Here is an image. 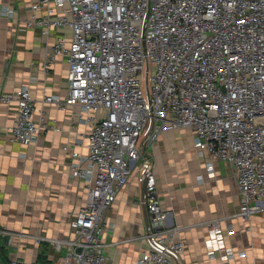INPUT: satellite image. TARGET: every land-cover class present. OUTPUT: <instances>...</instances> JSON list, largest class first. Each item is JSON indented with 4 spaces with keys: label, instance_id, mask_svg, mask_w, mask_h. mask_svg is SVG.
I'll return each instance as SVG.
<instances>
[{
    "label": "built area",
    "instance_id": "obj_1",
    "mask_svg": "<svg viewBox=\"0 0 264 264\" xmlns=\"http://www.w3.org/2000/svg\"><path fill=\"white\" fill-rule=\"evenodd\" d=\"M57 5L66 8L51 18ZM39 8L47 15L27 20L28 27L46 35L72 30L70 41L57 37L48 55L67 59V97L44 102L77 106L90 123L84 154L62 147L70 172L85 184L86 202L70 220L71 240H47L64 255L43 264H108L101 235L113 225L105 214L132 173L149 217L137 264L179 263L185 243L168 238V213L144 156L158 135L177 129L190 130L194 147L233 175L239 207L231 218L264 214V0H37L31 10ZM11 102L12 141H35L46 125L32 118L28 87L0 96V104ZM206 228V256L231 259L220 219Z\"/></svg>",
    "mask_w": 264,
    "mask_h": 264
},
{
    "label": "crops",
    "instance_id": "obj_2",
    "mask_svg": "<svg viewBox=\"0 0 264 264\" xmlns=\"http://www.w3.org/2000/svg\"><path fill=\"white\" fill-rule=\"evenodd\" d=\"M36 1L0 0V9L15 11L13 16L0 15V96L26 85L32 118L46 125L35 141L13 142L8 130L16 103L0 104V264H43L64 255L56 254L47 240L73 238L70 220L87 197L85 184L70 172L62 147L69 145L84 154L81 139L90 123L77 106L62 110L44 102L45 97H67V59L56 56L50 61L48 55L57 37L70 41L72 30L60 27L46 35L39 27H28L27 20L47 15L45 8L31 10ZM64 8L54 6L51 18ZM145 156L153 164L161 208L168 213V238L185 243L178 264H264V214L248 221L231 218L239 207L235 179L223 163L194 147L190 130L158 135ZM141 195L132 173L106 211L105 220L113 225L101 235L108 264H137L146 250L143 237L149 217ZM214 219H220L226 247L235 253L226 261L207 257L204 251L206 223Z\"/></svg>",
    "mask_w": 264,
    "mask_h": 264
},
{
    "label": "rangeland",
    "instance_id": "obj_3",
    "mask_svg": "<svg viewBox=\"0 0 264 264\" xmlns=\"http://www.w3.org/2000/svg\"><path fill=\"white\" fill-rule=\"evenodd\" d=\"M156 139H154L150 144H148L146 147H145V151L151 147L152 143H154ZM145 151H144V156H145ZM146 157V156H145Z\"/></svg>",
    "mask_w": 264,
    "mask_h": 264
},
{
    "label": "water",
    "instance_id": "obj_4",
    "mask_svg": "<svg viewBox=\"0 0 264 264\" xmlns=\"http://www.w3.org/2000/svg\"><path fill=\"white\" fill-rule=\"evenodd\" d=\"M7 239H8V236H6L4 240L6 241Z\"/></svg>",
    "mask_w": 264,
    "mask_h": 264
}]
</instances>
